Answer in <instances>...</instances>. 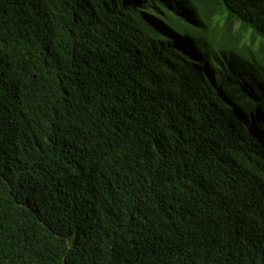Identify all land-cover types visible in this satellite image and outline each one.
I'll return each mask as SVG.
<instances>
[{"label": "trees", "instance_id": "16d2710c", "mask_svg": "<svg viewBox=\"0 0 264 264\" xmlns=\"http://www.w3.org/2000/svg\"><path fill=\"white\" fill-rule=\"evenodd\" d=\"M0 264H264V0H0Z\"/></svg>", "mask_w": 264, "mask_h": 264}]
</instances>
